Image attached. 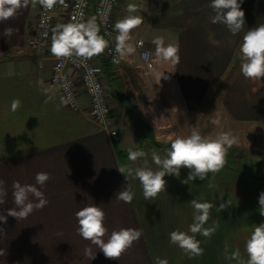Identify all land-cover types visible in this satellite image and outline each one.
<instances>
[{
  "label": "crops",
  "instance_id": "0c3cea01",
  "mask_svg": "<svg viewBox=\"0 0 264 264\" xmlns=\"http://www.w3.org/2000/svg\"><path fill=\"white\" fill-rule=\"evenodd\" d=\"M130 3L137 6L134 14L144 18L131 33L132 43L144 41L153 53L154 68L143 69L138 47L119 66L111 65L102 54L91 59L103 69L117 141L90 120L80 79L75 78L79 111H74L61 102L59 89L50 83L54 57L49 49L43 57L30 49L40 5L30 4L0 22V33L6 27L19 30L10 39L0 35V180L7 191L0 214L7 216V209L15 207L13 182L35 184L38 172L51 176L43 187L36 185L48 200L46 207L24 220L7 216L6 223L0 221L4 233L0 235V264H155L156 257L167 259L168 264H236L225 259L226 244L229 254L239 248L247 258L244 244L251 227L264 223L257 186L263 178L231 165L205 180L184 184L181 181L189 169L181 168L179 178L165 176L166 191L145 200L139 181L131 176L127 181L118 168L134 171L146 164L158 170L152 153L163 157L172 139L194 129L211 135V116L217 109L226 121L246 129L244 147L251 150L241 149L264 159V80L244 78L239 51L244 32L264 24V0H243L245 28L235 36L223 24L210 22V0H119L115 21L129 14ZM157 37L165 45H178V64L157 60L152 43ZM157 73H164L160 81ZM13 99L22 104L16 112L11 111ZM128 149L147 155L132 162ZM127 183L135 191L131 203L115 199ZM193 199L214 205L205 227L213 222L218 227L211 238L197 234L204 253L190 257L169 243V233L188 230ZM220 203H225V209L218 211ZM93 204L104 210L109 234L122 227L142 233L119 261L106 259L77 234L75 213ZM89 247L95 259L85 257Z\"/></svg>",
  "mask_w": 264,
  "mask_h": 264
},
{
  "label": "clouds",
  "instance_id": "9594fccd",
  "mask_svg": "<svg viewBox=\"0 0 264 264\" xmlns=\"http://www.w3.org/2000/svg\"><path fill=\"white\" fill-rule=\"evenodd\" d=\"M242 2L243 0H210L209 7L213 12L210 22L223 24L233 36L241 33L245 28V11L242 10ZM36 3L46 11L53 10L57 4L67 7L65 0H0V22L12 19L21 9H26L30 4L35 5ZM137 11V6L134 3L128 4L127 12L129 14L114 23L113 30L117 33L115 51L120 57L133 55L136 53L137 46H143V41H139L138 45L132 43L131 33L144 23L142 16L134 14ZM79 15V19L74 15L70 22L57 24L51 29L49 51L57 60L63 61L75 57L87 61L103 54L108 48L109 41L100 34L96 17L92 16L84 20L83 12ZM18 31L13 27H6L0 35L10 39ZM42 35L48 39L49 32L45 31ZM152 43L155 45L154 55L158 61L173 65L179 63L178 45L171 43L165 45L162 37L155 38ZM239 51L242 58L240 71L244 78L253 81L264 80V24H258L244 32ZM151 55L153 53L150 52L143 54L145 60ZM163 75L164 73H157L159 81ZM67 87L65 85V88ZM70 98L71 94L69 93V97L67 99L62 97L61 102L67 105ZM21 106L19 99H13L11 111L16 112ZM213 123L218 125L219 121ZM237 143L238 137L231 131L212 136L202 135L199 130L194 129L187 136L178 135L172 139L170 147L166 149L163 157L156 152L152 153L151 159L158 170H153L146 164L137 167L134 171L126 170L123 167L118 170L125 175L127 181L130 176L139 181L145 200H154L161 192L166 191L165 176L179 178L181 168L189 169L187 178L181 181L184 184H189V181L192 182L196 178L205 180L210 173H218L225 165L228 150ZM146 155L142 150L128 149L129 161L135 162L145 158ZM50 179L49 173L38 172L35 175V184L22 185L19 181L13 182L12 197L15 207L7 209V216L20 221L27 219L33 211L46 207L48 200L44 192L36 185L43 187ZM3 185L4 181L0 180V205L5 203L7 196ZM209 187H215V185L210 184ZM134 197L135 191L128 183L115 195V199L124 203H131ZM189 203L193 209L192 223L188 226L187 231L177 229L170 232L169 243L176 245L190 257L201 256L204 249L196 236L199 234L211 238L217 230L218 225L215 222L212 226L205 227L210 219V210L214 205L196 199ZM258 204L259 214L264 217V191L259 194ZM224 209L225 203H220L218 211ZM7 216L0 214V221L6 223ZM75 217L78 223L77 234L82 239L89 241L91 245L96 246L109 260L119 261L120 257L135 242L139 241L142 235L141 231L131 227L112 230L109 234L105 226V212L95 204L79 209L75 213ZM3 234V229H0V235ZM244 252L246 259L242 257L239 248L229 254L228 245H225L226 260L236 261V264H264V223L252 225L244 244ZM0 255H3L2 250H0ZM84 255L88 259H95V254L90 247L85 249ZM155 264H168V260L156 257Z\"/></svg>",
  "mask_w": 264,
  "mask_h": 264
},
{
  "label": "built area",
  "instance_id": "2783aa9c",
  "mask_svg": "<svg viewBox=\"0 0 264 264\" xmlns=\"http://www.w3.org/2000/svg\"><path fill=\"white\" fill-rule=\"evenodd\" d=\"M119 0H65L67 7L57 4L51 11L44 10L41 6L37 16V22L33 30L30 49L38 56L43 57L48 54L50 46L51 29L57 19H62V24L71 21L72 16L80 18L83 12L84 20L95 16L96 22L100 27V34L109 41L108 48L102 54L103 58L113 66H119L124 57H120L115 51V37L117 33L114 29V13ZM48 31L49 37L45 39L43 32ZM142 39L136 40V45ZM139 48V56L143 69L151 70L154 68L153 56L147 60L143 54L151 51L143 46ZM103 69L95 64L91 59L84 61L78 58L65 59L63 61H54L51 65L50 83L56 86L63 98H71L66 105L69 109L79 111V105L76 99L75 78L78 77L81 82L82 89L86 94L89 102V118L93 124L100 130L109 132L113 141L118 140V133L111 128V119L109 106L107 103L106 93L102 83ZM65 85L68 87L65 88ZM97 85L99 86L97 88Z\"/></svg>",
  "mask_w": 264,
  "mask_h": 264
},
{
  "label": "rangeland",
  "instance_id": "374dc122",
  "mask_svg": "<svg viewBox=\"0 0 264 264\" xmlns=\"http://www.w3.org/2000/svg\"><path fill=\"white\" fill-rule=\"evenodd\" d=\"M57 24H62V19H57ZM56 23V22H55ZM213 112L215 113L214 115L211 116V135L215 136L217 134H220L222 132H226V131H231L234 135H236L238 137V143L235 144L232 147V150L235 151V153H233V157H237V159L239 157H241L242 155H248L247 158L242 157L245 162V164L248 166H246L243 163V160L241 161L242 163H240V165H238V167H242L245 170L249 171V173H253L254 176H256L257 178H264V159L263 158H257V156H259V154L252 152V153H247V151L241 149V147H244V145L246 144V129L241 128L238 123H234L232 121H226L225 117L223 116L222 113L219 112V109H217L216 111L213 110ZM219 121V124H215L213 123L214 121ZM243 132V133H242ZM249 150L250 147L248 146ZM246 148V149H248ZM241 152V153H240ZM251 163V164H250ZM237 165V164H236ZM260 171L262 172L263 175H260Z\"/></svg>",
  "mask_w": 264,
  "mask_h": 264
},
{
  "label": "trees",
  "instance_id": "16d2710c",
  "mask_svg": "<svg viewBox=\"0 0 264 264\" xmlns=\"http://www.w3.org/2000/svg\"><path fill=\"white\" fill-rule=\"evenodd\" d=\"M233 153H235V151L234 150H232V148L231 149H229L228 150V153H227V155H226V157H225V165L224 166H233V168L235 169V170H237V171H240V170H244V168H242V167H238V165H240V163H242L241 161L243 160V158L242 157H244V159H245V157L247 158V156L246 155H242V157H239L238 159H237V157H233L234 155H233ZM245 162L246 161H244L243 160V163L245 164ZM242 163V164H243ZM237 164V165H236ZM243 164V165H244ZM246 165V164H245ZM247 166V165H246ZM248 167V166H247ZM263 175V174H262ZM264 179V178H263ZM257 186L259 187V191H260V193L262 192V191H264V181H263V183H260V182H257Z\"/></svg>",
  "mask_w": 264,
  "mask_h": 264
}]
</instances>
